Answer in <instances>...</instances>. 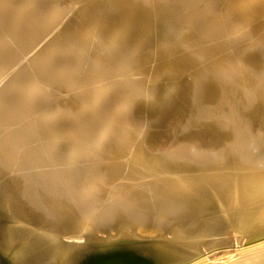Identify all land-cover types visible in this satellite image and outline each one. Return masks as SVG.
Returning a JSON list of instances; mask_svg holds the SVG:
<instances>
[{
  "label": "bare ground",
  "instance_id": "1",
  "mask_svg": "<svg viewBox=\"0 0 264 264\" xmlns=\"http://www.w3.org/2000/svg\"><path fill=\"white\" fill-rule=\"evenodd\" d=\"M216 1L211 8L218 19L211 8L201 9L210 0H169L150 8L147 16L161 22L160 31L151 42L135 39L120 47L119 63L110 65L103 48L111 37L96 36L75 18L62 25H80L76 31L62 27L48 36L50 22L58 20L56 0H0V13L17 17L15 32L9 24L0 29V67L16 64L20 53L48 36L25 70L0 74V179L13 175L11 184L0 183V264H197L217 245L238 248L232 243L247 239L240 257L264 249V19L253 13L256 0ZM231 2L242 7L241 19L222 11ZM95 10L93 4L82 9L83 20L93 21ZM208 37L216 54L211 62L172 61L174 68H193L195 85L205 73L220 84L218 100L200 109L190 100L201 103V93L188 97L182 131L170 123L162 136L148 137L141 127L129 132L130 93L96 91L134 75L129 52L142 50L147 40L151 51L159 40L199 45ZM194 53L202 57V48ZM15 75L22 79H8ZM43 87L83 89L87 96H73L68 108L67 92L49 100L53 96L38 92ZM107 98L111 107L104 110ZM172 99L167 92L166 108ZM205 118L207 128L191 131L195 119ZM217 129L229 136L222 146ZM13 135L20 136L10 140ZM102 168L105 174L97 171Z\"/></svg>",
  "mask_w": 264,
  "mask_h": 264
},
{
  "label": "rangeland",
  "instance_id": "2",
  "mask_svg": "<svg viewBox=\"0 0 264 264\" xmlns=\"http://www.w3.org/2000/svg\"><path fill=\"white\" fill-rule=\"evenodd\" d=\"M13 1L18 2L20 0H13ZM56 1L58 2L57 4L59 6L58 7L59 11L55 12L57 15V18H54V19H58V20L57 21L53 20V22H50L49 27H48L50 29L48 31H51V32H50V34H48V36L51 35L53 32H55L56 30L60 31L62 29L64 23L67 22V20H71V19L75 18L76 20L74 19L75 22L73 20L72 21L73 23L78 22L79 24H81L82 28L87 27V28H90L91 30H95L96 36L99 35V32H101L102 35L101 36L99 35L100 37H103V35L106 37L109 36V38L111 37L110 39H107V42H106V44L108 43V45H106L107 48L106 47H105L106 49L103 48L104 53L107 55V57H105V59L111 65V64L115 63L116 61L119 63L121 55H122L121 52L123 51V50L121 51V49H125L126 45L131 47V43L133 40L136 39L135 41H138V40H145V38H147L150 42L152 41L151 40L152 37L155 36L156 33L160 31V29L157 27L159 22H156L157 20H156L155 16H151L152 19H150L149 16H147L148 15L147 10H149L152 7H158V6H160V4H163L169 0H157V1L156 0H133V1L132 0H103V1L102 0H98V1L97 0H56ZM210 1H211L210 5H208V3H203L201 6V9L204 10L205 8H211V6H213L212 3L214 1L217 2L216 0H210ZM218 1H220V0H218ZM243 1H247V0H243ZM26 2L30 3V5H31L32 0H26ZM256 3H257L256 9L254 10L253 13L256 17L264 19V0H256ZM91 4L96 6V10H95L96 16H94L93 17L94 20L89 23L88 20H86V21L83 20V19H86V18H84L86 16L84 14V13H86V11H82V9L83 10L86 9V7H88ZM230 4H231V7H224V8H222V11L226 10L230 14V17H232V20H233V18L237 19L238 17L241 19L240 10H242V7H240L239 5H237L233 2H231ZM98 6H100V7H98ZM104 7L106 10L104 9ZM203 10H201V11H203ZM43 11H44V8H42V12ZM99 12H100V14H98ZM211 12L212 13L210 15H211L212 19H218V18H216V17H219V12L217 11V9L211 8ZM8 13L9 12H7L5 14L0 13V17H1L0 18V29L1 28L3 29L4 27H6V25L9 24L10 32L12 30H13L12 32H15L16 31L15 29L17 27V23H15V22L13 23V21H15L13 19H17V17H15L16 15L12 14L13 15L12 16L11 14H8ZM29 15H30V13L27 12L28 17H29ZM25 16H26V14H25ZM54 16H55V14H54ZM70 17H71V19H70ZM2 18H4V19H2ZM7 18H9V19H7ZM151 20H152V22H151ZM5 22H7V23H5ZM10 22H12L13 24L11 25ZM138 24H140L139 26L141 27L142 30L140 29ZM148 24L150 25L151 30H150ZM159 24H161V22ZM136 25H137L138 29L136 28ZM79 26H71V28L67 27L65 29H67V33H68V30L70 31L72 28H73L72 30L76 31V29H78ZM11 27H13V28H11ZM63 29H64V27H63ZM152 29H153V31H152ZM135 30H137V31H135ZM149 30H150V32H149ZM124 31L129 32V33L124 34ZM232 31L234 32L233 33L234 35L240 33V31H237V29H232ZM64 32H66V30ZM145 32H146V35H145ZM140 33L144 34L145 36L140 35ZM132 34H134V35L132 36ZM151 34H152V36H150ZM136 35H137V37H136ZM138 35H140L141 37ZM159 35H161V33H159L157 36H159ZM163 35H165V34H163ZM112 36H114V38ZM47 37L41 38V40L38 41L37 45L35 44L36 46H34V48L29 49L30 52H27L28 49H26L22 53H20L19 57L17 59L18 61H15L16 64H14V65L12 64L11 66L4 65V66L0 67V74L6 72L4 75H7L8 72L10 71V67H12L11 72H13V70L14 71L19 70V67L23 68V66H24L23 69L25 70L27 68L26 59L28 60L30 57H32L33 54L36 52V50L39 47H41L43 44H45ZM124 37H126V38H124ZM256 37H257V35H255V34H251V35L248 34V36H246V39H248V38L254 39ZM203 38H204V36H203ZM116 39L117 40L119 39L118 40L119 44H118ZM246 39L243 38L241 41H244V43H245L247 41ZM148 40L146 43H144L145 45H143L144 48H142V50L140 49L139 51H136V52L135 51L129 52V53H131V54H129V57H131L132 60L135 59V62H133L134 64H132V66L135 67L134 68L135 69L134 75L132 72L131 74L129 73V75H126L127 77H125V78H127V79H125L124 77H121V78L119 77V78L115 79L116 81L115 80L110 81V83L105 88H96V91L97 92L106 91V92H109V94L110 93L112 94L113 91H119V92L128 91L130 93V97L128 99V102L126 103V109L128 112V116L131 118V121H129L126 124V126L129 127L128 131L129 132L132 131L133 133H135L134 130H136L138 127H141L143 129V131H145L146 136L150 137V135H151L154 137L155 135L164 134V132H166L169 129L168 127H170V126L168 124H170V123H171V126L175 124L174 126H175L176 130L180 129L182 131L183 126H184L183 121L186 118V114H187L186 111H188L186 109L187 108L186 103L188 102V97H191L192 94L195 93V91L200 92L202 95L201 103H197V101H194V100L191 101L190 100L191 105L194 107L193 109H195V110L200 109L203 104L210 102V101H215V100L217 101L218 100V98H216V97L218 96L217 92H218V88H219L220 84H219V81L216 79V77H214L215 75L211 74V76H209L208 73H205V74H203V76H205V77H203L204 79L201 80V82H200L201 84L198 83L197 85H195L197 78L194 74L193 68L190 69L191 66L177 67V68L175 67L174 68L172 65L173 62L177 63V64H178V62H180V63L181 62L182 63H189V62L190 63H192V62L196 63L197 62L198 63L197 60H200V59L204 60V58L206 59V61H203V62H207V63L211 62V59H208V58L216 55L215 52H213L212 49L209 48V46L212 45V40H213L211 37H208L207 40L203 39L204 40L203 42H205V43L202 42L203 44L201 43L199 45H194V44L188 42V43H186L187 45L182 44V46L178 45V44L173 46V45H171V43H168L165 40H162V41L159 40V42H156V45H154V47L152 48L151 51H153V52L150 51L151 48L147 49V50L145 49L146 46L149 44ZM115 41L117 44L115 43ZM129 41H130V43H129ZM157 43H158L159 47H158ZM162 44H164V45H162ZM108 46L110 47V49ZM155 46L158 48H156ZM164 46H167V47H164ZM120 47H121V49H120ZM198 48L199 49L202 48V57L200 56V58H196L197 55L194 53L195 50H198ZM101 49L102 48H98V51ZM108 49L112 50V51H109ZM116 49H118V53H117ZM87 50H88V47H87ZM89 50H91V53H92L93 50L90 48H89ZM95 50L97 51L96 48H95ZM157 50H158V52H157ZM253 51H251V52H253V53L258 52L257 50H253ZM112 52H113V55H112ZM91 53H89L88 55L90 56ZM134 53H138V54H134ZM149 53L151 55H149ZM167 53L169 54V56ZM145 54H147V55L145 56ZM161 54H163L162 60L160 59ZM130 55H134V57L130 56ZM141 55L143 57L144 56L145 57L143 59H141L142 58ZM149 56H150V58H149ZM158 57H159V59H157ZM215 57H212V59H214ZM170 58H172L173 60L172 59L170 60ZM148 59H149V61L151 59V61L149 62ZM154 59H155V61H154ZM180 59H182V60H180ZM183 59H185V60H183ZM167 60H169V61H167ZM174 60H177V62ZM141 61H143V62H141ZM170 61H171V64L168 63ZM138 62H140V63H138ZM160 62H162V64H164L165 67L163 66V68H161L162 64ZM137 64H138V66H137ZM157 64L158 65L160 64L159 67ZM167 64L168 65L170 64L171 68L173 70L171 68L169 69L170 66H167ZM149 66H150V68H149ZM152 66L154 67L153 70H152ZM166 66L168 67L169 70L167 69ZM146 69H148V70H146ZM20 73H19V75H20ZM82 73H84V72H82ZM130 75H132V76H130ZM8 79H11V81H13V80L14 81H20V79H22V77L21 76L17 77V75H15V76H8ZM128 79H130V81ZM61 80H64V78H61ZM119 81H121V82H119ZM139 82H140V84L142 83L143 85L142 84L140 85ZM120 83H122V84H120ZM135 84H136V86H135ZM83 86H84V83H83ZM58 88H60V87H58ZM58 88L57 89H50V88L46 89L43 87V88H41V90L39 89L38 92L39 93L45 92L43 94H48V96H50V95L53 96L51 98H48L49 100L52 98H56L57 96L63 95V92H67V104H68L67 107L68 108L72 104V99L74 98L73 96L78 95V97L80 98L79 100H83L87 96L85 91L82 92L83 89L76 90V91L75 90L70 91L68 89L64 90V89H61V88L58 89ZM140 88H142L143 90ZM167 92H170L173 95L172 107H170V108L169 107L166 108L167 106L164 105L165 103L162 101ZM45 100L47 101V98H45ZM108 100H110V98L104 99V101L101 103L102 106L104 107V110L106 108L108 109V107H111L110 106L111 102ZM155 103L161 104V107L160 108L158 107L155 110L154 109ZM176 118H178L177 119L178 121L176 120ZM135 119L138 121V123H135L136 122ZM172 120H174V121H172ZM209 120L210 119H206V118L200 119V120L195 119V123L193 122L191 131H197L198 129L200 130V128L202 126L207 128V126L209 124L208 123ZM24 122L25 121H23L22 123L24 124ZM178 122H180V123H178ZM182 122H183V124H182ZM172 123H174V124H172ZM217 133H218V135L221 134V135H219L220 139H219L218 143L220 144V146H222V144H224L226 139H227L226 137H229V136H226L227 134L222 133V130H220V129H217ZM19 136L20 135H13L10 138V140L18 139ZM220 136H222V138ZM177 138H178V136L176 137V139ZM97 171L100 173L103 172L105 174L106 169L102 168V169H99ZM12 177H13V175L11 174L5 178H2V179H0V183L1 182L10 183V182H12V180H11ZM113 177L114 176H112V178ZM107 181H109V180H107ZM101 182H102V180H101ZM100 183H98V184H100ZM76 207H78V206H76ZM246 240L247 239L243 240V244L241 246H239L240 243H236V242L232 243L233 246L235 244L234 247H236L238 245L237 246L238 248H233L231 245L227 248L228 250L227 249L224 250L223 247L217 245L218 248L216 250L208 251L209 250L208 249L207 250L208 252L206 255V257L207 256L208 257L207 258L204 257L205 261L204 262L201 261L197 264H224V263H227V262L232 261L234 259H237L238 257H240V254L245 253L246 249L249 247L248 244L245 243ZM216 252H217V254H216Z\"/></svg>",
  "mask_w": 264,
  "mask_h": 264
},
{
  "label": "water",
  "instance_id": "3",
  "mask_svg": "<svg viewBox=\"0 0 264 264\" xmlns=\"http://www.w3.org/2000/svg\"><path fill=\"white\" fill-rule=\"evenodd\" d=\"M224 264H264V249L234 259Z\"/></svg>",
  "mask_w": 264,
  "mask_h": 264
}]
</instances>
